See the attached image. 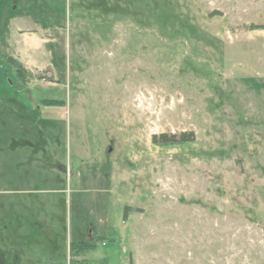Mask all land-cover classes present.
I'll list each match as a JSON object with an SVG mask.
<instances>
[{
	"label": "rangeland",
	"instance_id": "1",
	"mask_svg": "<svg viewBox=\"0 0 264 264\" xmlns=\"http://www.w3.org/2000/svg\"><path fill=\"white\" fill-rule=\"evenodd\" d=\"M262 26L264 0H0V264H264Z\"/></svg>",
	"mask_w": 264,
	"mask_h": 264
},
{
	"label": "trees",
	"instance_id": "2",
	"mask_svg": "<svg viewBox=\"0 0 264 264\" xmlns=\"http://www.w3.org/2000/svg\"><path fill=\"white\" fill-rule=\"evenodd\" d=\"M261 28H264L263 26L261 27ZM12 60V59H11ZM10 60V61H11ZM162 138H163V140L161 141V143H164V144H166V143H171V142H174V139H166V136L165 135H163L162 136ZM183 138L184 139H182V142H187V141H192L193 140V138H194V135H193V133H190V134H184L183 135ZM156 139V137H154V140Z\"/></svg>",
	"mask_w": 264,
	"mask_h": 264
}]
</instances>
